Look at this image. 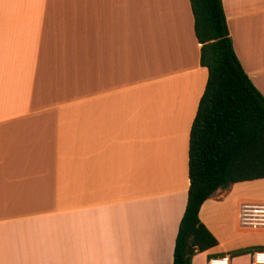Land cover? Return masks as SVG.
<instances>
[{"label": "crops", "instance_id": "0c3cea01", "mask_svg": "<svg viewBox=\"0 0 264 264\" xmlns=\"http://www.w3.org/2000/svg\"><path fill=\"white\" fill-rule=\"evenodd\" d=\"M220 2L264 98V0ZM198 57L187 0H0V264H171ZM245 202L264 179L201 204L216 246L191 264L264 250Z\"/></svg>", "mask_w": 264, "mask_h": 264}, {"label": "trees", "instance_id": "16d2710c", "mask_svg": "<svg viewBox=\"0 0 264 264\" xmlns=\"http://www.w3.org/2000/svg\"><path fill=\"white\" fill-rule=\"evenodd\" d=\"M187 1L206 81L188 133V188L171 264H191L195 254L216 246L198 220L205 200L264 179V98L235 57L220 0Z\"/></svg>", "mask_w": 264, "mask_h": 264}, {"label": "built area", "instance_id": "2783aa9c", "mask_svg": "<svg viewBox=\"0 0 264 264\" xmlns=\"http://www.w3.org/2000/svg\"><path fill=\"white\" fill-rule=\"evenodd\" d=\"M238 221L242 228L250 231L264 228V203H242L239 207ZM206 264H228V258L226 256L212 258ZM249 264H264V250L253 252Z\"/></svg>", "mask_w": 264, "mask_h": 264}, {"label": "rangeland", "instance_id": "374dc122", "mask_svg": "<svg viewBox=\"0 0 264 264\" xmlns=\"http://www.w3.org/2000/svg\"><path fill=\"white\" fill-rule=\"evenodd\" d=\"M195 255H196V254H195ZM195 255H194V256H195Z\"/></svg>", "mask_w": 264, "mask_h": 264}]
</instances>
